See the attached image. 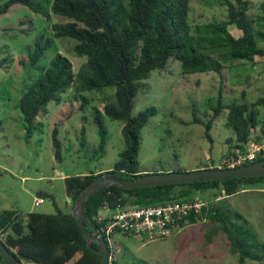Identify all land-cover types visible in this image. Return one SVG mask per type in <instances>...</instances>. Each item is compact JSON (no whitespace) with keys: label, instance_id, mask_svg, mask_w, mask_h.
<instances>
[{"label":"trees","instance_id":"16d2710c","mask_svg":"<svg viewBox=\"0 0 264 264\" xmlns=\"http://www.w3.org/2000/svg\"><path fill=\"white\" fill-rule=\"evenodd\" d=\"M47 3L48 7L44 10L37 0H0V15L7 13L12 6H20L43 19L48 20L49 15L63 19L61 24H51V37L72 40V52L83 60V64L75 71L64 56L56 54L21 92L18 109L26 137L35 129L39 113L48 104H59L66 91L72 90L80 95L83 92L102 93L110 90L111 99L103 100L101 110L109 120L122 123L125 146L110 171L118 179H134L143 175L138 170L137 160L140 130L155 112L149 107L131 115V110L133 98L150 72L164 70L167 62L172 60L178 64L183 75L199 72L220 74L222 70L232 67L233 63H253L256 57L264 56V46H257V41L264 44V3L261 4L260 14L253 21L257 24L256 31L247 15V0L225 1V20L193 27L188 22L187 0H47ZM228 26L239 31V36L230 35ZM38 40L43 45H35L29 60L31 67L51 39L43 40L40 37ZM79 98L83 104L87 103L81 96ZM258 107H263L261 115ZM219 108L213 111L212 117L216 116ZM223 109L227 110L225 125L232 129L234 136L225 141L228 148L217 165L211 163L203 168H228L221 164V160L230 156L231 150L243 152L251 139L264 141V98H256L250 103H231ZM95 113L93 122L98 128V150L101 152L105 130L100 112ZM65 115L60 119L69 118L70 111ZM63 120L53 124L50 133L52 154L56 162L60 161L57 126ZM208 129L209 123L205 125L207 138ZM261 160H264V153L242 165ZM99 174L87 173L63 178V192L70 205L69 212L60 211L52 196L44 193L37 197L51 201L52 214L27 212L21 215L16 211H1L0 243L19 264H96L99 257L86 247L85 239L71 216V208L77 194ZM263 179L235 178L222 182L135 190L108 187L95 192L86 200L83 206L84 221L97 230L102 224L97 220L98 213L104 207L114 209L164 205L189 201L197 194L211 195L213 201L206 202L198 214H189L185 221L177 223V227L194 224L205 218L213 225L207 241L211 236L220 234L229 252L236 255L238 263L250 260L264 264V244L255 242L252 234L244 227L242 217L237 213L229 214L223 204L240 189H250ZM231 215L234 221L241 224L233 222ZM105 243L109 253L108 264H117ZM91 248L95 249L96 246L91 244Z\"/></svg>","mask_w":264,"mask_h":264},{"label":"rangeland","instance_id":"374dc122","mask_svg":"<svg viewBox=\"0 0 264 264\" xmlns=\"http://www.w3.org/2000/svg\"><path fill=\"white\" fill-rule=\"evenodd\" d=\"M37 1L46 10L47 0ZM187 1L191 27L225 20V1L230 2ZM247 1V15L256 31L257 24L253 21L260 14L264 0ZM63 22L50 15L48 20L43 19L20 6H12L0 15V212L52 214L49 199L43 198L44 203L32 205L33 198L43 193L52 196L60 211L69 212L62 180L56 173L67 177L109 172L125 146L122 123L102 114L103 100L111 99L110 90L80 95L66 91L59 104H48L39 113L35 129L26 137L18 109L21 92L56 54L64 56L75 71L83 64L82 58L72 52V40L51 37V24ZM227 31L233 37L240 34L233 26H228ZM40 37L51 40L31 67L29 60L35 45H43L38 40ZM257 46L264 44L257 41ZM79 96L87 103L83 104ZM259 97L264 98V56L256 57L253 63H233L220 74L183 75L178 64L169 60L164 70L150 72L133 98L131 115L149 107L155 112L140 130L138 170L147 173L191 172L211 163L217 165L227 151L225 141L234 136L232 129L225 125L227 110L223 107L231 103H250ZM217 108L216 116L212 117ZM257 109L261 115L263 107ZM69 111V118L60 119ZM95 112H100L105 130L101 152L98 150V128L93 122ZM58 120L63 122L57 126L60 161L56 162L50 133ZM207 123L209 140L205 136ZM194 198L205 203L213 201L211 195L197 194ZM223 204L229 214L237 213L242 217L244 227L255 242L264 244V179L250 189H240ZM212 228L211 222L203 218L194 224L173 227L167 237L154 240L135 239L115 232L107 244L117 264H240L236 255L229 252L222 235L216 234L207 241ZM241 264L256 263L245 260Z\"/></svg>","mask_w":264,"mask_h":264},{"label":"water","instance_id":"95a60500","mask_svg":"<svg viewBox=\"0 0 264 264\" xmlns=\"http://www.w3.org/2000/svg\"><path fill=\"white\" fill-rule=\"evenodd\" d=\"M264 177V160L240 165L233 168H201L191 172L145 173L134 179H118L112 172H103L96 176L75 197L71 208V216L85 239V245L99 257L96 264H108V248L101 236L90 225H86L83 206L95 192L115 187L123 190H135L166 185L192 184L200 182H222L235 178ZM88 229V231L86 230ZM91 244L96 246L91 248ZM0 263L19 264V262L0 243Z\"/></svg>","mask_w":264,"mask_h":264},{"label":"built area","instance_id":"2783aa9c","mask_svg":"<svg viewBox=\"0 0 264 264\" xmlns=\"http://www.w3.org/2000/svg\"><path fill=\"white\" fill-rule=\"evenodd\" d=\"M263 153L264 141L259 142L251 139L243 152L231 150V155L221 160V164L233 168L251 162ZM42 203H44V199L41 197L35 196L32 200L33 206ZM205 204V202L193 198L189 201L170 202L155 206L115 207L114 209L104 207L102 209L104 215L97 217V220L102 224L98 226L96 233L105 242L115 232L135 239L142 237L147 240L164 238L170 234L171 228L176 227L178 222L185 221L191 213L198 214Z\"/></svg>","mask_w":264,"mask_h":264},{"label":"crops","instance_id":"0c3cea01","mask_svg":"<svg viewBox=\"0 0 264 264\" xmlns=\"http://www.w3.org/2000/svg\"><path fill=\"white\" fill-rule=\"evenodd\" d=\"M227 140H228V139H227ZM141 173H142V174H145V173H147V172H146V171H141ZM56 175H57L58 179H61V180H63V178L65 177L64 175H62V174L59 173V172H57ZM65 198H66V197H65ZM66 200H67V199H66ZM66 203H67V204H66V207L70 209V205H69L68 200H67ZM103 215H104V212H103V210H101V211L98 213V216H103Z\"/></svg>","mask_w":264,"mask_h":264}]
</instances>
